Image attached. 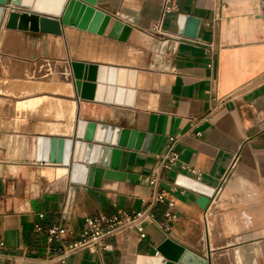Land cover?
Wrapping results in <instances>:
<instances>
[{"label": "crops", "instance_id": "1", "mask_svg": "<svg viewBox=\"0 0 264 264\" xmlns=\"http://www.w3.org/2000/svg\"><path fill=\"white\" fill-rule=\"evenodd\" d=\"M15 1L0 16V264H178L179 249L210 264H264V0H175L169 9L166 0H97L111 18L101 35L63 24L70 0ZM13 12L60 32L8 29ZM181 16L200 20L196 39L181 35ZM115 21L132 27L126 43L109 37ZM74 62L95 77L83 80L94 85L91 100L81 99ZM90 122L102 137L108 127L152 136L147 151L109 145L105 167L118 163L119 176L100 188L37 160L39 138L75 140ZM170 138L179 163L151 185ZM93 143L88 166L105 146ZM120 212L152 216L145 238L135 227L115 230L97 252L64 256L90 219Z\"/></svg>", "mask_w": 264, "mask_h": 264}, {"label": "water", "instance_id": "2", "mask_svg": "<svg viewBox=\"0 0 264 264\" xmlns=\"http://www.w3.org/2000/svg\"><path fill=\"white\" fill-rule=\"evenodd\" d=\"M8 0H0V16L4 13V7L7 5ZM17 4L19 1H15ZM97 0H70L65 11H63L62 22L64 25L74 26L81 30H85L95 34H103L108 26L111 18L95 9ZM63 6L66 4V0H62ZM181 23V35L189 39H196L198 36V30L200 26V20L195 17H180ZM57 24L60 32V25L54 21H50L45 18H40L37 14L19 13L13 12L10 14L9 22L7 24L8 29H21L30 30L32 32H48L50 27ZM132 27L124 24L121 21H115L109 37L126 43L131 35ZM75 79L77 80V88L82 92L81 99H89L92 97L87 95V88H94V85L83 83V80L89 79L93 81L95 77L91 75H85V66L82 63H72ZM86 78V79H85ZM85 130L83 133L82 131ZM99 127L96 123H80L79 128L76 131V139L69 138H39L38 139V153L37 160L46 164L63 165L64 167L71 168L72 177L76 182L86 183L88 179V185L94 188H100L102 179L118 177V163H112L111 170H107L105 167V160L108 153L109 145L119 144L129 149H136L147 151L152 140L151 135L138 132H122L116 130L114 127H108L104 133V137L98 136ZM121 135L122 143L116 142V136ZM93 142L104 143L105 146L101 148L100 158L97 165L88 166L90 155L94 149ZM86 144V156L79 162V153L82 145ZM113 150V149H112ZM114 157L120 155V150L113 151ZM184 179V178H183ZM189 182H193L191 179H186ZM197 184V183H196ZM186 186V185H185ZM198 204L205 208L208 204V199L200 197ZM182 255L178 264H210L208 259H204L190 251H182ZM165 252V251H163ZM166 256L167 254L164 253ZM177 255H174L175 262L177 261Z\"/></svg>", "mask_w": 264, "mask_h": 264}, {"label": "built area", "instance_id": "3", "mask_svg": "<svg viewBox=\"0 0 264 264\" xmlns=\"http://www.w3.org/2000/svg\"><path fill=\"white\" fill-rule=\"evenodd\" d=\"M174 2L175 0H166L167 9H169V6H174L175 8ZM262 9L264 13V4L262 5ZM175 144H176V139L170 138L165 155L161 158L160 162L158 163L157 167L154 169L152 174L147 178V181L151 185H155L158 182L162 169L171 170L179 163L180 157L178 152L175 150ZM184 168L189 176L195 178L200 177V173L196 169L191 167H184ZM158 201L164 202L165 199L164 197L160 196L158 197ZM169 206L172 207L173 204H169ZM167 216L168 218L171 217L170 214H168ZM146 218L151 219L152 216L150 215L149 217H145L143 214L128 216L120 212L117 217H112V218L102 217V218L90 219L88 221V229L85 230V232L83 233L81 241L74 244L73 247H71L70 251L64 253V256H67L73 251L81 250V249L89 250L92 253L97 252L99 243L101 242L104 235L110 234L115 230H124L130 227H135L139 231L141 238H145V232L142 222ZM105 227H107L109 231L106 232ZM57 234H58V230L52 231L51 239L55 238Z\"/></svg>", "mask_w": 264, "mask_h": 264}, {"label": "bare ground", "instance_id": "4", "mask_svg": "<svg viewBox=\"0 0 264 264\" xmlns=\"http://www.w3.org/2000/svg\"><path fill=\"white\" fill-rule=\"evenodd\" d=\"M17 1H18V0H17ZM50 2H51V1H50ZM54 3H55V0H53V3H52V4H54ZM40 4H41L42 6L44 5L42 0H41ZM41 5L39 6V4H38L37 8H41ZM117 48H118V47H117ZM109 49H110V52H111V49H112V48H109ZM114 49H115V47H114ZM95 50H96V49H95ZM115 50H117V49H115ZM115 50H113L112 53H114ZM96 52H98V51H96ZM96 52H95V53H96ZM110 52H109V53H110ZM115 52H116V51H115ZM99 53H100V52H99ZM112 53H110V56H111V57L113 56V55H111ZM117 53L119 54V52H116V53H115L116 58L119 56V55H116ZM97 54H98V53H97ZM97 54H96V55H97ZM112 58H114V56H113ZM112 58H111V59H112ZM114 59H115V58H114ZM114 59H113V60H114ZM119 59H120V58H119ZM113 60H111V61H113ZM123 60H125V59H123ZM123 60H122V61H123ZM118 61H119V60H118ZM118 61H117V62H118ZM120 61H121V60H120ZM126 61H127V59H126ZM126 61H123V62H126ZM115 62H116V61H115ZM67 75L69 76V75H70V72H67ZM75 116H76V114H75ZM48 125H50V124L48 123ZM115 141H116V142H121V143H122L123 140H122L121 135L118 134V135L116 136ZM63 170L67 173V170H65V169H63ZM66 173H64V175H66ZM179 182H180V184H182V185L190 186V187L195 188V189H197V190H200V189H201V187H200L198 184L193 183V182H189L188 180L183 179V178H181ZM148 264H164V263H163V260H162L161 258H158V259H150L149 262H148Z\"/></svg>", "mask_w": 264, "mask_h": 264}, {"label": "rangeland", "instance_id": "5", "mask_svg": "<svg viewBox=\"0 0 264 264\" xmlns=\"http://www.w3.org/2000/svg\"><path fill=\"white\" fill-rule=\"evenodd\" d=\"M49 78H50V77H48L47 79H49ZM13 105H14V104H12L11 106H13ZM4 107H5V106H4ZM73 110H74V109H73V107H72V108H71V111H70V112H71V116H72V117H74V116H75V115H74V112H73ZM72 117H71V118H72Z\"/></svg>", "mask_w": 264, "mask_h": 264}]
</instances>
